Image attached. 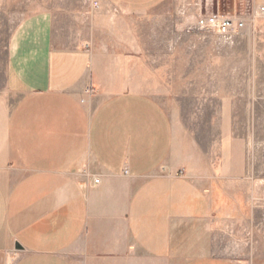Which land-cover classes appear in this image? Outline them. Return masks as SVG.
<instances>
[{"label":"crops","instance_id":"1","mask_svg":"<svg viewBox=\"0 0 264 264\" xmlns=\"http://www.w3.org/2000/svg\"><path fill=\"white\" fill-rule=\"evenodd\" d=\"M229 1L245 15L240 35L263 42L252 17L264 0ZM86 6L80 31L37 8L0 47V264H239L210 252L215 160L153 95L92 90L108 11L158 15L177 1Z\"/></svg>","mask_w":264,"mask_h":264},{"label":"rangeland","instance_id":"2","mask_svg":"<svg viewBox=\"0 0 264 264\" xmlns=\"http://www.w3.org/2000/svg\"><path fill=\"white\" fill-rule=\"evenodd\" d=\"M176 1L158 15L123 18L108 11V22L96 31L92 90L101 96L145 92L172 113L196 153L217 164L210 252L264 264V41L245 40L243 28L228 39L195 27L199 15L243 19L229 0ZM44 7L61 12V25L74 27L75 12L84 17L87 8L86 0H0V47L24 14ZM62 27V36L75 33ZM229 125L232 133H225ZM229 157L245 165H228Z\"/></svg>","mask_w":264,"mask_h":264},{"label":"built area","instance_id":"3","mask_svg":"<svg viewBox=\"0 0 264 264\" xmlns=\"http://www.w3.org/2000/svg\"><path fill=\"white\" fill-rule=\"evenodd\" d=\"M264 18V4L260 5L254 17ZM244 26V20L233 15L223 13H211L207 15H199L195 27L201 30L215 31L217 34L231 39L236 35ZM127 171L124 170V173ZM95 182L98 179H94Z\"/></svg>","mask_w":264,"mask_h":264}]
</instances>
